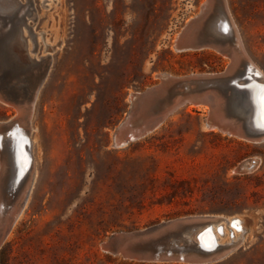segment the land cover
Wrapping results in <instances>:
<instances>
[{
  "label": "rangeland",
  "instance_id": "1",
  "mask_svg": "<svg viewBox=\"0 0 264 264\" xmlns=\"http://www.w3.org/2000/svg\"><path fill=\"white\" fill-rule=\"evenodd\" d=\"M19 1L28 4L29 27L0 42V90L28 89L35 81L16 77L28 66L19 57L50 53L51 63L25 131L30 188L0 264H189L124 259L99 244L113 232L198 214L225 226L224 219L239 217L246 227L235 247L206 264H264V140L208 129L209 107L187 104L145 137L111 145L131 107L129 93L157 85L161 74H214L230 63L210 47L174 48L204 1ZM226 3L255 77L263 79L264 0ZM17 112L0 100V122ZM256 158L252 170H236ZM229 239L221 235V244Z\"/></svg>",
  "mask_w": 264,
  "mask_h": 264
},
{
  "label": "water",
  "instance_id": "2",
  "mask_svg": "<svg viewBox=\"0 0 264 264\" xmlns=\"http://www.w3.org/2000/svg\"><path fill=\"white\" fill-rule=\"evenodd\" d=\"M198 16L200 17L197 18H201V20H190L185 24L180 33L187 26L189 27L193 23L195 24L202 20L207 21L208 19H213V25L217 28L218 32H223V30L232 31L234 24L232 25L233 22L231 21L226 0H221L219 4H211L208 2L206 5H201ZM27 17V3H21L19 0H0V42L7 39L14 29H17L21 33L24 26L29 27ZM220 17L223 20L220 21ZM225 37H227V34L223 32L220 39L217 40V43L222 52H227L226 55L231 58V61L222 72L214 74L207 72L208 74L200 75L189 74L184 76L185 78L175 81L172 86H160V81L155 86L148 87L143 91H137L138 94L129 95L131 107L127 115L114 127L111 145L124 146L132 141L145 137L154 131L170 114L190 102H202V105L209 107L208 115L204 119V126L206 128L216 125L220 130L233 132L238 137L243 136V139L250 138L255 140L256 137L261 135L264 132V128L263 130H258L251 125L245 128L243 127V111L246 109L244 103L247 102L250 106L248 88L251 86H242L239 83L240 78H248L249 75L255 77L256 71H249L247 66L244 70L240 64L235 66L232 53L221 45ZM238 47L241 48L240 46ZM191 48L197 49L199 47L193 46ZM27 62L28 66L19 73H16V77L24 81L29 76H33L36 70L37 79L35 84L32 83V86L28 89L23 85H19L11 92H4V96L8 99L9 104L16 106L17 111L18 108L22 107L23 100L18 99L17 95L27 91V98L30 102L35 94L38 93L47 74L49 64L51 63V54L49 53L46 56L40 57L39 61L29 58ZM249 64L251 63L247 60V65ZM163 90H165L164 94H161ZM214 91L219 93L223 99L224 119L218 118L215 113L211 96V92ZM177 96L179 98L175 100L174 98ZM147 98L149 99L147 104L151 108L150 110H146L143 115L139 112L138 106L142 100ZM236 98L241 99V104L236 103ZM165 100L169 101L168 106L165 109L154 112L152 108L159 106ZM18 116L17 112L7 122L16 123V120L19 118ZM226 120H230V122ZM6 126L7 124L4 122L0 124V129ZM239 126L244 128L242 132L237 129ZM25 139L24 146L26 147L30 143V140L27 135H25ZM1 159L2 146L0 143V162ZM30 165L31 159L22 175L15 174L12 180L15 189L25 180ZM252 168L253 166H248L245 162H242L237 167V171L246 172L252 170ZM205 217H208V215H187L162 221L143 229L113 232L100 242L99 247L106 253L141 262H184L189 264L214 262L219 260L212 256L218 245L215 244V246L209 248L203 247L197 244L192 238L193 233L197 229L206 224L209 225L204 230L211 226L210 221ZM13 220L14 217L10 219L7 229L0 236V248L4 242L3 238L8 232Z\"/></svg>",
  "mask_w": 264,
  "mask_h": 264
},
{
  "label": "bare ground",
  "instance_id": "3",
  "mask_svg": "<svg viewBox=\"0 0 264 264\" xmlns=\"http://www.w3.org/2000/svg\"><path fill=\"white\" fill-rule=\"evenodd\" d=\"M48 1V0H47ZM204 3L202 5L208 4L210 2L211 4H219L221 0H203ZM198 14L196 17H193L187 21V23L190 20H201V18ZM213 19H208L207 21H200L198 23H193L191 26H187L182 33H179L178 36L175 39V45L174 48L176 50H183V49H196L191 48L193 46H198L199 48H205L210 47L215 49L216 51L225 54L227 52H222L220 50V47L218 46L217 40L220 39L222 36V33H226L227 37L223 39V45L227 51L232 53V56L234 57L233 60L235 62V66H238L239 64L241 67L245 70L246 66L249 71L255 70V67L253 63L248 58L239 36V33L237 29L234 26L235 24L232 23V31H225L223 29V32H218L217 28L213 25ZM219 20H223L221 17ZM218 20V21H219ZM232 21V20H231ZM233 22V21H232ZM220 30V28H219ZM23 33V31H22ZM27 38V37H26ZM25 38V39H26ZM27 41V40H26ZM240 46L241 48H239ZM197 48V49H199ZM49 49H53L52 47H48ZM32 58V57H31ZM35 59V58H32ZM19 60L22 63H28L23 59V57H19ZM247 60L250 61L251 64L247 65ZM35 61H39L35 59ZM50 65V64H49ZM21 66V65H19ZM21 68V67H20ZM49 70V67H48ZM48 72V71H47ZM257 72V71H256ZM193 75H200V74H193ZM37 72L34 71V74L32 77L35 78L36 81ZM161 84L160 86H172L175 81L180 80L181 78L185 77H174L170 76L169 74H161L159 76ZM35 81L33 82L35 84ZM244 81L245 83H242ZM239 83L242 86H251L248 88L249 93V101L250 106L248 103H244V107L246 108L243 111V127H256L258 130H263L264 128V78L258 79L256 77H252L249 75L248 78H240ZM258 83V84H257ZM177 86V85H174ZM163 90L161 94H164ZM38 94V93H37ZM37 94H35L34 98L29 102L28 98L22 100V107L18 108V119L16 120V123L14 122H7V126L5 128L0 129V143L2 146V154L4 151L7 152V155H2V163L0 165V236L3 235L5 230L8 227L9 221L12 217H14V220L6 233L5 237L3 238V241L8 236L12 226L17 221L18 217L20 216V213H22V209L24 206V203L26 201L27 192L30 188L31 178H32V161L29 168V171L27 172L25 176V180L23 183L15 189L12 184V180L15 176V174H18L19 176L23 174V172L26 170L27 166L29 165V161L31 159L30 153L27 151V146L25 147V131L27 128H29V122L32 115V110L34 106L35 99L37 97ZM138 94V92H131L129 95ZM212 100L214 103V109L215 113L218 118L224 119L225 112L223 109V99L220 97V94L217 92H211ZM179 96L174 98L177 100ZM202 98V97H200ZM0 100L5 101L7 103L8 99L4 96V91L0 90ZM148 98L142 100L139 103V112L144 115V112L146 110H150V105H148ZM169 104V101H163L159 106H156L155 108H152L154 112H157V110L165 109ZM189 107L193 106H199L202 107V102H190ZM187 105V104H186ZM19 106V105H17ZM198 107V108H199ZM204 108V107H203ZM151 109V110H152ZM156 109V110H155ZM190 109V108H189ZM228 121V120H226ZM230 122V120L228 121ZM232 122V121H231ZM4 122H0V124H3ZM233 127V126H232ZM243 127H237L238 130L244 129ZM208 129L213 130H220L216 125H212L211 127H207ZM224 133H227L229 135H235L233 132H227L226 130H220ZM240 137V136H239ZM240 138H243L241 136ZM29 139V138H28ZM249 141L253 142H260L264 140V132L256 137V139L252 140L250 138H244ZM30 140V139H29ZM18 142L17 148L16 144ZM16 148V157L14 160V150ZM248 166H253L255 168L259 160L252 159L244 161ZM252 168V169H253ZM34 170V169H32ZM237 170V169H236ZM30 176V179L28 180ZM210 221V227L206 230H204L209 224L204 225L203 227L197 229L194 233L192 238L196 241L197 244L203 246V247H213L215 244L218 245L216 250L213 252L212 256L215 257V259L220 258L221 256L228 253L233 247H235L239 240L244 235V232L246 231L245 222L243 219L239 217L232 218L230 220L224 219L223 221L226 222V226L221 223L222 219L218 217L208 216L205 217ZM228 233L230 239L226 240L224 244H221L220 237L221 235H225Z\"/></svg>",
  "mask_w": 264,
  "mask_h": 264
}]
</instances>
